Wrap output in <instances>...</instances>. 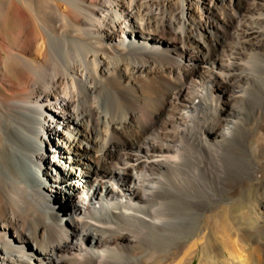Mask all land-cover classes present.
<instances>
[{
	"label": "bare ground",
	"instance_id": "6f19581e",
	"mask_svg": "<svg viewBox=\"0 0 264 264\" xmlns=\"http://www.w3.org/2000/svg\"><path fill=\"white\" fill-rule=\"evenodd\" d=\"M242 8L264 6L0 0V264H264V30Z\"/></svg>",
	"mask_w": 264,
	"mask_h": 264
},
{
	"label": "rangeland",
	"instance_id": "374dc122",
	"mask_svg": "<svg viewBox=\"0 0 264 264\" xmlns=\"http://www.w3.org/2000/svg\"><path fill=\"white\" fill-rule=\"evenodd\" d=\"M246 2H247V0H245V4H246ZM255 3H256V5L259 4L261 6H264V0H253V4H255ZM220 5L221 4H219V6ZM94 9H95V7H94ZM231 10L237 11L236 10V6L235 5L233 7L231 6ZM242 10L243 11L241 12V14L244 15L245 17H243L241 15V18H239L237 12H234V14H231L230 17L232 16V18H234L235 21L237 19V22L241 21L243 23H246V25H248L249 22H253V21L254 22L255 21L259 22V24L256 25L255 27H257V29L264 30V9L260 10L258 12H256V10L253 9L251 11V13H247L246 11H245V13H243L244 12V8H242ZM219 14H221V13H219ZM262 16H263V18H262ZM221 17H222V19H221ZM221 17H219V19L222 22L225 21L224 19L226 18V16L223 15ZM246 19H247V22H246ZM217 21H218V19H217ZM253 57L248 62L249 67L247 65V68H249L253 72V74L255 76V80L256 81L258 80L257 82H258V84L261 87V93H264V74H263L264 73V59L263 58H258V57L255 58V55ZM254 63H256V64H254ZM251 66H253V67H251ZM261 81H263V82H261ZM260 97H261V100L264 102V100L262 98L263 96L260 95ZM263 176H264V173H263ZM262 180L264 181V177H263ZM223 201H226L227 203H231L232 202L233 209L230 211V214L233 215V216L234 215L237 216V215L242 214L243 212H247L252 207V205H254L256 202H258L259 207H262V205L259 204L260 201L257 199L256 194L253 191H251V193L250 192L249 193H244L240 197H238L237 199H234V200H229L228 197L224 196ZM51 211H52V213L55 212L56 214H62V212H63L57 206H54V208L51 209ZM253 213L255 214L254 210H253ZM257 224H258L257 220H256V218L253 215H247L245 217L244 222H243L244 227L248 226V228H255L257 226Z\"/></svg>",
	"mask_w": 264,
	"mask_h": 264
}]
</instances>
